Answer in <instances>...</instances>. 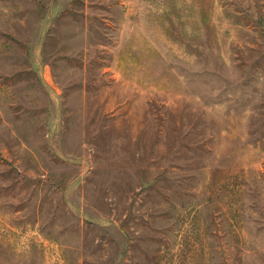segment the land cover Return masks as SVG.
Returning a JSON list of instances; mask_svg holds the SVG:
<instances>
[{"label":"rangeland","instance_id":"rangeland-1","mask_svg":"<svg viewBox=\"0 0 264 264\" xmlns=\"http://www.w3.org/2000/svg\"><path fill=\"white\" fill-rule=\"evenodd\" d=\"M0 264H264V0H0Z\"/></svg>","mask_w":264,"mask_h":264}]
</instances>
